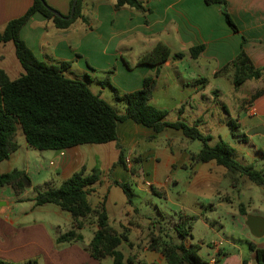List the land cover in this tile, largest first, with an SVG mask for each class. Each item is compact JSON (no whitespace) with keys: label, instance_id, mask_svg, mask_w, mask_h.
Listing matches in <instances>:
<instances>
[{"label":"crops","instance_id":"0c3cea01","mask_svg":"<svg viewBox=\"0 0 264 264\" xmlns=\"http://www.w3.org/2000/svg\"><path fill=\"white\" fill-rule=\"evenodd\" d=\"M46 1L61 14L70 15L73 0ZM141 1L145 6L143 11L129 5L116 8L117 0H83L82 13L86 20L77 18L66 28L57 27L51 19L37 12L22 27L20 35L39 60L55 65L69 62L63 68L65 75L86 81L90 88L95 83L98 85L95 92L105 100L107 99L104 96H109L108 88L112 94L114 87L121 93L132 92L143 87L145 77L154 76L157 84L151 103L166 110L168 114L172 111L178 113L173 120L166 118L168 121L190 118V124L197 123L198 127L210 121L225 123L227 118L219 115V99L227 96L226 90L238 92L242 86H235L233 82L231 62L243 48L256 67L264 65V0H227L228 12L238 26V31L227 22L222 7L217 2ZM31 4L32 0H0V29H4L10 20L22 16ZM159 42L171 49V57L162 64L140 63V58ZM200 45L204 50L199 56L193 57L190 49ZM180 52L184 55L176 56ZM225 66L229 67L226 69ZM0 68L12 78H17L24 72L12 41L0 43ZM110 71V81L104 84L103 80ZM248 81H256L257 86L250 87L246 94H233L232 112L235 115H232L228 106L224 104L223 107L229 115L228 118L234 119L237 124L232 129L235 144L241 151L240 155H236L237 159L254 168L255 163L260 161V169L264 170V133L248 134L249 136L246 134L248 130L264 126V93L251 101L252 95L264 88V77ZM114 98L116 99L115 94ZM120 113H124V110ZM162 133H165V139L160 142L159 153L156 148L138 150L141 141L155 139ZM118 137L126 151V159L130 156L139 158L140 169L133 173L128 164H117L112 171L113 178H107L111 163L118 160L120 150L116 142L105 143L108 144L105 153H111L115 157L111 163L100 167L103 170L102 183L92 195H97L100 199L107 193L110 221L113 214L119 222L118 226L111 224L120 231L124 226L129 228L130 240L123 243L129 245L130 254L123 251V243L120 245L127 257L136 256L149 264H167L160 249L150 248L149 240L152 236L158 237L159 241L166 240L165 235L158 232L151 234L149 228L146 236H140V223H133L131 218L125 221L120 217L122 215L126 218L127 215L135 213L138 207L134 202L130 204L127 196L117 206L112 196V189L117 185L112 181H126L130 174L137 175L152 189L151 186L158 184L159 163L164 160L168 174L161 185L182 190L191 185L199 172H203L200 170L203 165L192 160V155L200 151L202 144L199 149L192 148L193 141L179 130L170 128L168 131L156 133L153 128L137 124L131 119L118 123ZM86 145H76L64 150H46L37 154L42 162L48 160L53 172V176L44 177L43 187L46 184L60 186L84 165L87 173L98 166L96 158L100 150L87 148ZM20 149L21 145L5 161H11L13 157L19 158L17 153ZM30 149L33 148L26 142V150ZM42 162L39 173L43 172ZM11 170L13 167L5 171L0 169V173ZM214 171L212 168L203 173L209 177ZM233 179V187L238 190V195L245 190H251L249 181H253L245 175L234 174ZM262 188L264 192V186ZM27 191L28 189L16 195L10 185L0 187V201L4 202L0 207V259L18 264H113L112 258L97 260L86 249L97 228L96 223H86L83 229L90 227L92 235L87 237L83 234V241L58 243L57 237L72 228L73 220H53L45 217L46 213H39L34 217L32 214L38 209L36 207L47 204L35 205V195L27 197ZM230 198L229 195L225 197L227 201ZM26 200L29 201V208L25 205ZM260 201V204L253 207V211L241 202L239 215L245 221L249 214L264 217V196L260 197ZM31 216L34 218L31 219ZM216 225L224 229L221 220H215L211 225L220 233L215 228ZM245 227L249 228L246 223ZM262 237L261 241L253 243L264 247V236ZM189 243L186 245L189 246ZM230 243L235 249L238 248L234 241ZM207 247L202 243L199 252H204L203 257L207 256L209 261L215 258L220 264H244V259L250 264L257 262L256 252L251 248L250 254L245 255L240 249L238 252L227 251L219 243Z\"/></svg>","mask_w":264,"mask_h":264},{"label":"trees","instance_id":"16d2710c","mask_svg":"<svg viewBox=\"0 0 264 264\" xmlns=\"http://www.w3.org/2000/svg\"><path fill=\"white\" fill-rule=\"evenodd\" d=\"M221 5L222 11L230 26L238 31L227 9V0H208ZM32 0L31 6L20 17L10 20L4 29H0V43L12 41L15 45L16 56L24 72L17 78H12L0 68V163L9 159L16 152L20 144L18 131L21 128L30 147L40 151L64 150L76 145L105 144L116 142L120 150L118 160L113 164L126 165L125 150L119 143L118 123L131 119L137 124L153 128L156 133L172 128L182 132L190 140H200L202 147L198 153L192 155L197 163L215 162L226 167L232 173L246 175L254 183L264 186V170L256 169L252 165H245L234 155V149L221 141L211 145L210 134L203 133L198 124H190L182 119L168 121V112L151 103L156 78L147 76L141 89L121 93L114 87V94L119 102L124 103V113H120L116 106L109 103L99 94L94 93L84 80L70 78L65 75L63 68L69 62L61 65L50 64L39 60L34 52L21 38L20 31L30 18L37 12L51 19L59 28L68 27L75 19L85 17L82 13V2L78 0L74 15L64 19L56 15L48 2ZM74 0L72 2L73 6ZM129 5L138 10H145L141 0H117L116 8ZM204 50L203 46L190 49L193 57H197ZM172 55L171 49L159 42L150 52L143 55L139 62L149 64H162ZM183 53L176 56L182 57ZM229 66H225L227 69ZM233 82L241 86L248 80H259L264 77V65L256 67L245 50L242 48L236 59L231 62ZM110 71L104 84L109 83ZM264 93V88L252 95L251 101ZM232 128L237 124L234 119L228 120ZM154 137V136H153ZM103 170L96 166L87 173L85 165L75 171L58 187L46 184L45 189L37 191L33 200L35 205L55 204L71 213L73 226L70 230L57 237L58 243L83 241L81 230L93 218L97 228L86 249L97 260L112 258L113 264H149L136 256L127 257L120 249L123 242H129V228L124 226L120 231L111 224L107 209V193L103 194L96 204L90 196L97 192L98 185L102 183ZM114 185L120 186L133 204L134 192L127 181L113 180ZM10 185L16 195L24 193L32 187V179L24 169L15 168L0 173V187ZM153 191L157 192L154 186ZM243 211V210H242ZM245 213V212H243ZM191 225L187 220L176 225L177 232L184 238L191 235ZM151 249H160L165 256L167 264H212L200 255V244L175 242L172 239L159 241L152 236ZM256 252V264H264V247L250 244ZM0 264H18L0 259ZM213 264H220L216 260ZM244 264H250L244 259Z\"/></svg>","mask_w":264,"mask_h":264},{"label":"rangeland","instance_id":"374dc122","mask_svg":"<svg viewBox=\"0 0 264 264\" xmlns=\"http://www.w3.org/2000/svg\"><path fill=\"white\" fill-rule=\"evenodd\" d=\"M248 82H245L238 92L232 93L230 90L225 91L227 96L225 95L219 99V115L221 117H226L227 120L229 119V115L223 107L224 104L228 106L232 115H235L232 112V105H234L233 94H246L248 93L250 87H253V85L257 86L256 81H252L251 83ZM91 87V89L95 92L97 91L98 85L93 83ZM110 90L111 89L108 88L109 96L106 94L104 97L108 102L114 104L119 111L123 112L124 103L116 101L114 94H112V91ZM177 115V112L172 111L167 114L166 118L173 120ZM227 120L222 124H218L216 121H210L208 124L199 126L198 128L203 133L211 135V140L209 141L211 145L214 146L221 143V141H224L232 146L236 157V155H240L239 153H241V151H239L238 146L235 144V139L232 135L233 128ZM184 121L191 123L190 118ZM165 130L168 131L170 128ZM251 130L246 131V134L248 135ZM164 136L165 133H162L155 139L141 141L138 150L143 151L149 148H156V151L159 153L161 151L158 150L160 149V142L165 139ZM192 141H196L194 143L191 142L192 148L199 149L202 142L200 140ZM18 142L21 145V149L19 153H17L20 157H13L15 159L12 158L11 161H4L1 163L0 169L5 171V169L8 170L10 167H13V169L18 168L26 170L31 177L34 186L28 189L26 196H34L37 194L38 189H45L43 187L45 181L44 177L53 176V172L51 171L48 160L42 162L39 159L37 154H40V150H26L27 141L21 128L18 131ZM86 146H88L87 148L91 147L100 150L99 156L96 158L99 167L105 166L106 163H111L115 157L111 155V153H105V149L108 147V144H87ZM127 159H129V169L133 173L140 169L139 158L137 159V157L130 156ZM41 162L43 164V172L39 173L38 170ZM201 165H203V167H201L202 169L200 170L203 172L213 168L215 171L212 176L207 177L205 173L199 172V176L192 181L191 185H188L182 190H173L172 188L161 185L165 180V175L168 174L164 160L159 163L160 171L157 176L158 184L155 185L157 192L153 191L149 184L147 186L145 181L140 176H132L130 174L126 181L130 184L134 192L133 200L135 206L138 208L135 210V213L127 215L126 218L122 215L120 217L124 218L125 221L131 218L133 223H140L141 228L138 231L140 236H146L148 229L150 228L151 234H155V232L164 234L166 240L172 239L175 242H184L185 244L190 242L189 245L191 243L200 245L203 243L206 247H211L214 243H219L220 246L224 247L227 251L238 252V249H240L243 253H245V255L250 254V244L254 241H261L263 237L254 236L250 229L245 227L246 221L244 217L239 215L238 212L241 202L244 203L251 211H253L254 206L261 203L260 197L264 196L262 186H259L254 182L250 183L249 181V184L252 186L251 190H245L241 193V195H238V190L233 187L234 173L230 171V174L227 175L229 170L226 167L217 165L215 162L201 163ZM255 167L256 169L261 168L260 161L255 163ZM115 168L116 166H113V163H111L107 178H113L112 171ZM188 169L190 171V167H188ZM235 174L239 175L240 173ZM9 191H7V194ZM227 195L231 197L230 201L225 199ZM112 196L113 200L116 201L117 206H119L122 201L126 199L125 192L119 186L113 187ZM90 199L93 202L99 201L97 195H91ZM25 202V205L29 208V201L26 200ZM36 208L38 209H36L32 214L34 217L39 215V213H46L45 217H51L53 220H60L62 222H66L69 219L73 220L71 213L63 210L55 204L50 203ZM38 210H41V212ZM33 216L30 218L33 219ZM116 216L119 217V215ZM185 220H187L188 225L192 226L191 235L186 238L182 237L176 230V225ZM215 220H221L224 224V229L218 225L215 226L216 229L220 230V233L211 227ZM88 222L89 224L92 222L95 223L93 218H91ZM111 223L116 226H118L119 223L118 220H115L113 214L111 215ZM81 232L87 237L92 235L90 227L82 229ZM149 240H151V238ZM230 241H234L238 248L235 249L231 245ZM122 247L123 251L130 254L131 250L127 243H123ZM199 253L201 256L205 254L204 252L203 254L201 252ZM207 258L208 257L206 256V259Z\"/></svg>","mask_w":264,"mask_h":264},{"label":"water","instance_id":"95a60500","mask_svg":"<svg viewBox=\"0 0 264 264\" xmlns=\"http://www.w3.org/2000/svg\"><path fill=\"white\" fill-rule=\"evenodd\" d=\"M41 1L46 5L45 0H41ZM77 1L78 0H74L71 13L68 16L61 14L60 12H58L55 9H52V11L56 15L60 16L61 18L70 19L74 15V9H75V5H76ZM255 133H264V126L260 125V126L253 128L251 131H249L250 135H253ZM3 205H4V202L0 201V207ZM246 224L249 226L250 231L254 236H256V237L264 236V217L259 216V215L249 214L247 217Z\"/></svg>","mask_w":264,"mask_h":264},{"label":"built area","instance_id":"2783aa9c","mask_svg":"<svg viewBox=\"0 0 264 264\" xmlns=\"http://www.w3.org/2000/svg\"><path fill=\"white\" fill-rule=\"evenodd\" d=\"M128 162H129V159L126 160V164H128ZM215 261H216L215 258H211V261L210 262L213 264Z\"/></svg>","mask_w":264,"mask_h":264}]
</instances>
